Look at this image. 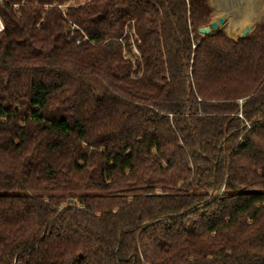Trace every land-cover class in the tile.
<instances>
[{
    "label": "trees",
    "instance_id": "trees-1",
    "mask_svg": "<svg viewBox=\"0 0 264 264\" xmlns=\"http://www.w3.org/2000/svg\"><path fill=\"white\" fill-rule=\"evenodd\" d=\"M72 1L0 0V264H264V18Z\"/></svg>",
    "mask_w": 264,
    "mask_h": 264
},
{
    "label": "bare ground",
    "instance_id": "bare-ground-1",
    "mask_svg": "<svg viewBox=\"0 0 264 264\" xmlns=\"http://www.w3.org/2000/svg\"><path fill=\"white\" fill-rule=\"evenodd\" d=\"M233 3V5H231ZM264 0H210V4L214 10L220 8V6H226L231 9L228 10L224 7L220 9L221 12L217 13V16L224 18L223 28L230 37L240 35L244 26H249L260 18V14L263 11ZM235 5V6H234ZM234 9V11H233ZM224 11H228L227 13ZM238 13L233 14L232 12ZM231 17V18H230ZM232 19V20H231Z\"/></svg>",
    "mask_w": 264,
    "mask_h": 264
},
{
    "label": "rangeland",
    "instance_id": "rangeland-1",
    "mask_svg": "<svg viewBox=\"0 0 264 264\" xmlns=\"http://www.w3.org/2000/svg\"><path fill=\"white\" fill-rule=\"evenodd\" d=\"M221 2V0H217V2ZM75 2H77V0H74V1H72L71 2V4H75ZM205 2H206V5H207V7H208V9H209V11L211 12V18H210V21H212V20H215L218 16L216 15L217 13H219V12H221L220 11V9H221V7L223 8L224 6H220V8L219 9H217V10H214V8H213V6L210 4V0H205ZM231 5H233V3L231 4ZM235 6V5H234ZM225 9H227L228 7H224ZM229 9H231V7L230 8H228V10ZM230 11V10H229ZM233 11H234V9H233ZM224 12H228V11H224ZM233 14H236V13H238L237 11H235V12H232ZM231 18V17H230ZM263 18H264V3H263V11H262V13L260 14V18H258V20L257 21H255L253 24H251V25H249L250 27H252V30L255 28V26L257 25V24H259L262 20H263ZM232 20V19H231ZM1 23V22H0ZM209 24V23H208ZM207 24V25H208ZM1 25H2V23H1ZM206 25V26H207ZM3 27V26H2ZM245 27H248V26H244L243 28H242V30L245 28ZM216 31H221L222 33H224L225 35H227L229 38H232V39H236V38H238V37H241L239 34L238 35H236L235 37H230L226 32H225V30H224V28H223V25H219L218 26V30H216ZM216 31H212V33H214V32H216ZM211 33V34H212ZM222 192V191H221Z\"/></svg>",
    "mask_w": 264,
    "mask_h": 264
},
{
    "label": "water",
    "instance_id": "water-1",
    "mask_svg": "<svg viewBox=\"0 0 264 264\" xmlns=\"http://www.w3.org/2000/svg\"><path fill=\"white\" fill-rule=\"evenodd\" d=\"M224 23V18L222 16H218L215 20H212L210 21V23L207 25V26H204V27H200L198 28V33L202 34V35H210L212 33V31H216L218 30V26L219 25H222ZM252 31V27L248 26V27H245L240 36H245L247 35L248 33H250ZM67 202L69 204L72 203V200L71 199H68Z\"/></svg>",
    "mask_w": 264,
    "mask_h": 264
},
{
    "label": "built area",
    "instance_id": "built-area-1",
    "mask_svg": "<svg viewBox=\"0 0 264 264\" xmlns=\"http://www.w3.org/2000/svg\"><path fill=\"white\" fill-rule=\"evenodd\" d=\"M2 30V25H1V23H0V31Z\"/></svg>",
    "mask_w": 264,
    "mask_h": 264
}]
</instances>
